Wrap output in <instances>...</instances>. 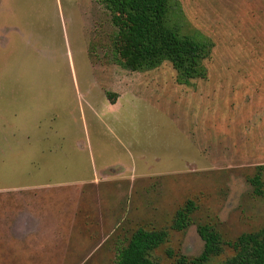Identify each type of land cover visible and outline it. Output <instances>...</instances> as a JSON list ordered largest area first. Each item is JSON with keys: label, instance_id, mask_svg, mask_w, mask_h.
Segmentation results:
<instances>
[{"label": "rangeland", "instance_id": "rangeland-1", "mask_svg": "<svg viewBox=\"0 0 264 264\" xmlns=\"http://www.w3.org/2000/svg\"><path fill=\"white\" fill-rule=\"evenodd\" d=\"M170 5L211 44L189 84L121 66L99 0H0V264H114L138 227L176 264L203 251L198 223L224 240L264 225V0Z\"/></svg>", "mask_w": 264, "mask_h": 264}, {"label": "trees", "instance_id": "trees-1", "mask_svg": "<svg viewBox=\"0 0 264 264\" xmlns=\"http://www.w3.org/2000/svg\"><path fill=\"white\" fill-rule=\"evenodd\" d=\"M108 10L114 26L111 43L115 59L130 70L154 69L169 63L176 70L180 84L205 78V60L211 44L182 33L169 23L171 0H99ZM111 96V93L108 94ZM250 178L257 194H261V170ZM194 203L187 200L177 209L174 226L184 229L192 223ZM197 232L204 240L203 251L194 257L179 254L176 264H210L224 252L231 254L220 264H264V225L256 230L240 233L234 239L224 240L220 233L208 224H197ZM162 230L138 227L125 245L119 248L114 264H158L151 252L163 243Z\"/></svg>", "mask_w": 264, "mask_h": 264}]
</instances>
